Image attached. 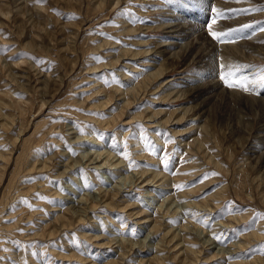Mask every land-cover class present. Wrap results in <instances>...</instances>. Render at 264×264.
I'll use <instances>...</instances> for the list:
<instances>
[{
    "label": "rangeland",
    "instance_id": "374dc122",
    "mask_svg": "<svg viewBox=\"0 0 264 264\" xmlns=\"http://www.w3.org/2000/svg\"><path fill=\"white\" fill-rule=\"evenodd\" d=\"M179 3L0 0V151L9 155L0 157V264H111L122 251L127 264H186L197 253L182 251V237L162 226L183 224L179 232L198 240L185 246L203 249L193 264L264 257V238L239 247L264 225V10L230 11L264 9V0ZM219 9L228 25L212 24ZM169 23L194 35L174 39ZM209 25L230 34L219 42ZM202 51L211 54L200 62ZM229 71L247 91L227 86L221 75ZM149 73L163 76L144 95ZM188 75L216 80L211 100L204 90L182 93ZM128 84L137 85V100L123 111ZM113 91L117 98L102 106ZM187 110L182 121L145 118ZM192 124L200 129L193 136ZM153 168L166 183L142 175ZM116 190L118 201L139 206L106 207L102 192ZM141 206L160 217L159 231L135 213ZM62 214L73 226L57 222Z\"/></svg>",
    "mask_w": 264,
    "mask_h": 264
},
{
    "label": "bare ground",
    "instance_id": "6f19581e",
    "mask_svg": "<svg viewBox=\"0 0 264 264\" xmlns=\"http://www.w3.org/2000/svg\"><path fill=\"white\" fill-rule=\"evenodd\" d=\"M221 10L219 9V10H216V12H220ZM226 14H225V16L224 17H222V18H220L221 20H222V23L223 24H226V25H228L227 23H228V20L226 19ZM175 18V17H174ZM225 21H226V23H225ZM241 23V22H240ZM243 23V22H242ZM173 24H177L175 27L176 28H173ZM169 23V33L171 34V33H173V35L172 36H174V39H178V40H184V39H188V38H190V37H192L193 35H194V31L192 30V31H188V28H185V26H182V24H178V23ZM225 25V26H226ZM195 31H198L199 32V30L197 29V30H195ZM234 33V32H233ZM208 34L206 33V32H199V35H198V37H199V40H208L207 42H209V38H208V36H207ZM239 35V34H238ZM173 38V37H172ZM177 42V41H176ZM176 42H172V43H169V44H171V45H173V44H176ZM106 43V42H105ZM105 43H103V44H101L100 46H99V48L100 47H105V46H107ZM107 43H109V42H107ZM178 43V42H177ZM194 43V42H193ZM210 43V42H209ZM185 44V43H184ZM191 44V46L190 47H188L192 52H193V50H194V48H197L198 46H199V42L197 41L196 42V45L197 46H195V45H192V42L190 43ZM166 45H168V44H163V46H166ZM189 45V44H188ZM174 46V45H173ZM185 46V45H184ZM209 47H211L210 45H208ZM203 47H206L205 45L203 46ZM113 48V47H112ZM114 49V48H113ZM113 49H111L110 51L111 52H114V50ZM201 50L203 49V48H200ZM206 50H207V48H206ZM206 50H204V51H206ZM211 51H212V47H211V49H210ZM163 51V50H162ZM187 51V50H186ZM200 51V50H199ZM204 51H202L203 53L201 54H199V55H201L200 56V58H199V60L198 61H200V62H203L204 61V59H205V57L206 56H209V54H211V51H209V52H205L204 53ZM208 51V50H207ZM168 52V51H167ZM192 52H190L189 53V51H188V55L190 56V54L192 53ZM197 55H198V53H197ZM115 57H116V63L115 64H118L119 63V61H120V57H121V54H119L118 52H116L115 53ZM191 57V56H190ZM211 57V56H210ZM197 59H198V56L196 57ZM195 58V59H196ZM207 58V57H206ZM115 61V60H114ZM211 61V60H210ZM114 63V62H113ZM114 64V65H115ZM146 65V64H145ZM144 65V66H145ZM100 66H102V65H100ZM100 66H98V67H100ZM141 70H139V72H140ZM160 71V70H159ZM167 72V71H166ZM163 73V72H162ZM122 75H124L125 76V74L126 73H124V71H122V73H121ZM157 74H158V76H157ZM165 74V73H164ZM157 76V77H156ZM160 76H163L161 73H152V74H147V76H146V79L143 81L144 82V84H145V90H144V95L145 94H148L149 93V91L153 88V81H154V78H156V80H158V78L160 77ZM189 76V75H188ZM127 78H130L131 79V77L129 76V75H127L126 76ZM187 77V76H186ZM193 77V76H192ZM135 80V79H134ZM169 81H171V80H169ZM167 82V81H166ZM156 84V83H155ZM165 83H163V85H164ZM194 84H196L195 86H194ZM133 85V84H132ZM162 85V84H161ZM161 85H159V86H161ZM128 86H129V84L126 86L127 88H125V89H123V88H121V90L120 91H122V93H119V95L121 96V97H126L125 98V100H123V101H125L124 103H122L121 104V110H126V109H128L132 104H133V102H135L136 100H137V97H135L134 99H131L130 98V96L131 95H133L135 92H136V87H137V85H135V87L133 88V89H131V88H128ZM162 87V86H161ZM184 87L185 88H182L181 90L183 91L182 93H185V91L188 89L189 91H191V92H201L200 90H204L205 91V94L203 95V98H204V100H207V99H212V97H213V94H214V89L215 88H217V82H216V80L215 79H213L212 81H210V84H208V83H205V82H203V78L202 77H200V78H191L190 76L189 77H187L186 78V80L184 81ZM169 86H167V88H166V91L167 90H169ZM214 88V89H213ZM118 93H116V91H113V92H110V94H108L107 96H108V99H107V102L105 103V104H103L102 106H105V105H108V104H110L115 98H117V96H118ZM180 95V94H179ZM164 98V97H163ZM122 100V99H121ZM120 102V101H119ZM121 103V102H120ZM3 105H5V104H3ZM1 111V110H0ZM122 111V112H123ZM187 112H188V110L187 111H185V113L182 115V114H180V112H177V111H171V112H169L168 114H167V116L166 115H161V117H158L159 116V114H162V111L161 112H155V113H149V114H147V116L145 117V118H153L152 120H154V119H156L157 121H155V122H159V123H170V122H172L173 120H177V121H182V120H184V119H186V114H187ZM124 113V112H123ZM1 116V115H0ZM2 117H3V115H2ZM139 117H141V115L139 116ZM158 117V118H157ZM142 118V117H141ZM2 119H4V118H2ZM1 124H3L4 125V123H1ZM179 124H181V123H176V125H179ZM192 126H193V128L195 129L194 131H191L192 133L190 134L191 136H193V135H195L197 132H199V127H197V125L196 124H192ZM5 127V126H4ZM191 128V127H190ZM192 129V128H191ZM186 130H188V129H186ZM178 133H179V131H178ZM183 135V134H182ZM181 135V136H182ZM185 141V138H181V142H184ZM185 143V142H184ZM187 143V142H186ZM11 155V154H10ZM0 157L3 159V160H5V159H9V155H6V154H4L2 151H0ZM1 162V161H0ZM217 165H219V164H217ZM0 166H1V164H0ZM33 170L35 169V166H34V168H32ZM147 170H149V169H147ZM147 170H143V171H141V173H142V175H144V174H146V173H149V175L147 174V176L148 177H150L152 180H154V179H157L158 181H161V179H162V183L161 184H163V183H166L165 182V178L164 177H167L166 176V174H164L163 176L161 175V173H159L156 169H154L153 168V170L152 171H147ZM180 176H182V175H180ZM1 177V176H0ZM160 178V179H159ZM164 179V180H163ZM157 180L155 181V182H157ZM152 182V181H151ZM34 187V186H33ZM204 187V186H203ZM119 190H116V191H113V192H108V191H103L102 192V203L106 206V207H108V208H110V209H114L116 206H120V207H131V206H134V207H137V206H139V205H136L135 206V202H133V201H130V200H120V201H118V192ZM119 202V203H118ZM199 204V203H198ZM94 205V207L95 206H97L98 204L97 203H94L93 204ZM93 205H91V206H93ZM135 213H138V214H143V219H151L153 222L155 221V224L153 225V228L152 229H156V230H154L155 232H157V231H159V229L160 228H158V226L160 227V224L158 225V222H159V220H160V217L157 215V216H155L153 213H151V212H149L148 211V209L147 208H144L143 206H141V207H138V209L135 211ZM34 215V214H33ZM32 215V216H33ZM35 216V215H34ZM59 216V215H58ZM56 218V217H55ZM237 218V217H236ZM245 218V217H244ZM176 219V218H175ZM239 219V218H238ZM57 220V222L58 223H62L64 226H73V219H71L70 217H65V215H61V216H59L58 217V219H56ZM83 220V219H82ZM176 220H178V218L176 219ZM60 221V222H59ZM161 223V222H160ZM162 224V223H161ZM260 225V224H259ZM263 224H261L257 229H256V231L254 232V233H250L251 235H249L248 236V239L246 238V240H245V242L244 243H242V244H240L239 245V247H241V248H243V247H245V246H247V244L248 243H252L253 241H259L260 239H262V238H264V232L263 231H261V229L262 228H264V225L262 226ZM163 227H164V229H166L167 230V233H169V232H171L172 234H173V239L174 238H176V237H182V240H184V244L183 243H181V244H183V246H181L180 247V249L182 248V251H184L185 253L187 252V251H191V253L193 252V253H197V256H195L194 258H193V260L192 261H189V262H187L186 264H193V262L194 261H196V260H198L199 258H201V257H199V255L198 254H201V252L203 251V249L201 250L200 249V251L198 250V252L196 251V250H194V249H192V248H190V246L188 247V246H185V245H187V242H189L188 243V245L190 244V241L189 240H195L196 242H198V240L196 239V238H191L190 237V235L187 233V232H184V235H182V233H180L181 231L183 232L184 230H186L187 228L186 227H188V225H184L183 224V229L184 230H179V231H177V228L176 229H174V228H172V227H168V226H166V225H162ZM161 226V227H162ZM62 228V227H61ZM182 228V227H181ZM60 230V229H59ZM61 231V230H60ZM151 231V230H150ZM50 234H54V232H50ZM150 234V233H149ZM166 234V233H165ZM96 237V236H95ZM165 238V237H164ZM181 239V238H180ZM163 240V239H162ZM165 240V239H164ZM180 241V240H179ZM178 241V242H179ZM110 243H112V240H109V241H107V242H104V243H102V244H110ZM145 244V243H144ZM180 243H177V245L176 246H178ZM133 245V244H132ZM146 245V244H145ZM144 246V245H143ZM112 247V246H111ZM140 247H142V245L140 246ZM146 247V246H145ZM144 247V248H145ZM207 248V247H206ZM209 249H211V248H209ZM60 253V252H59ZM62 253V252H61ZM185 253H183V254H185ZM67 255V254H66ZM119 261H114V262H110L111 264H127V263H129V261L127 260V257H126V253L124 252V251H122V252H120L119 254ZM218 255H219V253H217V252H215L214 254H212V255H206L205 257L207 258V259H215L216 257H218ZM223 256V255H222ZM231 256H233V257H231ZM230 257H229V255H228V257H226L225 258V256L223 257V258H221L220 259V261H219V264H264V257H262L260 254L258 255V257L257 258H254L253 259V262H242V261H237L236 259H235V257H234V254H232ZM66 257V256H65ZM115 259V258H114ZM180 259V258H179ZM111 261V260H110ZM181 262H185V260H180ZM179 263V262H178ZM181 264H183V263H181Z\"/></svg>",
    "mask_w": 264,
    "mask_h": 264
},
{
    "label": "snow or ice",
    "instance_id": "6c2138e0",
    "mask_svg": "<svg viewBox=\"0 0 264 264\" xmlns=\"http://www.w3.org/2000/svg\"><path fill=\"white\" fill-rule=\"evenodd\" d=\"M201 6V0H182V3H179L177 5V7L180 8H191V9H198ZM260 10H264V9H258V8H252V9H237V10H230L234 13H243V14H248L250 12L253 11H260ZM121 15H127V12H122L120 13ZM225 16V13L222 12H217L216 16L212 19V24H215L217 22L218 18H222ZM208 31L209 34L212 36L213 39H216L219 42H224L223 38L225 36H228L230 33L229 32H215L212 31L211 25L208 26ZM232 32L235 31H240V29H233L230 30ZM233 76V73L231 71L224 73L221 75V79L227 84L228 87H239V88H243L245 91H247V85L245 82L236 80V79H229L230 77ZM140 127L142 128L143 126L140 125ZM169 139H172L169 136ZM165 167H167V164H165ZM215 174V173H213ZM178 190L182 189L184 186L183 185H177L176 186ZM45 199H47L46 197H44ZM258 218L264 219V213H258L257 214ZM255 222V218L253 220V223ZM217 239H219V237H216Z\"/></svg>",
    "mask_w": 264,
    "mask_h": 264
}]
</instances>
